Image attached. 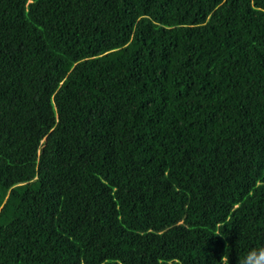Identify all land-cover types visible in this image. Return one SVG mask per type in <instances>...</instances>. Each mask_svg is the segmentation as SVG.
<instances>
[{"label": "trees", "instance_id": "obj_1", "mask_svg": "<svg viewBox=\"0 0 264 264\" xmlns=\"http://www.w3.org/2000/svg\"><path fill=\"white\" fill-rule=\"evenodd\" d=\"M259 248L264 0H0V264Z\"/></svg>", "mask_w": 264, "mask_h": 264}, {"label": "clouds", "instance_id": "obj_2", "mask_svg": "<svg viewBox=\"0 0 264 264\" xmlns=\"http://www.w3.org/2000/svg\"><path fill=\"white\" fill-rule=\"evenodd\" d=\"M241 264H264V248L250 251L244 257Z\"/></svg>", "mask_w": 264, "mask_h": 264}]
</instances>
